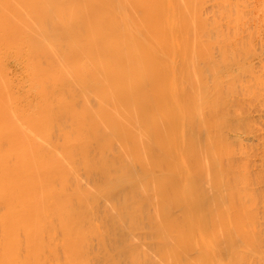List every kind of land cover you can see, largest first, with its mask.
Returning <instances> with one entry per match:
<instances>
[{"label": "bare ground", "instance_id": "6f19581e", "mask_svg": "<svg viewBox=\"0 0 264 264\" xmlns=\"http://www.w3.org/2000/svg\"><path fill=\"white\" fill-rule=\"evenodd\" d=\"M257 45L264 0H0V264H259Z\"/></svg>", "mask_w": 264, "mask_h": 264}, {"label": "rangeland", "instance_id": "374dc122", "mask_svg": "<svg viewBox=\"0 0 264 264\" xmlns=\"http://www.w3.org/2000/svg\"><path fill=\"white\" fill-rule=\"evenodd\" d=\"M259 47H260V45H259ZM258 47V45L256 46V48L255 49H252L253 51H251V52H253V54H251V52L247 55V56H245L244 58H243V62L245 63V64H251V63H254L256 60H257V58L259 57V56H261V54L262 53H264V46H262V47H260V49L259 50H257V48H259ZM256 51V52H255ZM261 51H262V53H261ZM259 53H261V54H259ZM254 56H256V57H254ZM262 56H264V54L262 55ZM262 57H259L258 58V60H260ZM250 59H252V61L250 62ZM256 59V60H255ZM245 60H246V62H245ZM254 61V62H253ZM248 62V63H247ZM257 62V61H256ZM233 67H234V69H233ZM235 68H236V70H235ZM228 70H229V73L230 72H235V71H237V67H235V65H230L229 67H228ZM247 117L246 118H248V122H254V120H255V126H257L256 128H257V130H259V131H257V133H258V135H257V133L255 132V126H253V130H252V127H251V131L253 132H250V123H249V125H247L248 126V128H247V126H246V131H245V129H244V127H243V131L244 132H241L239 135L241 136V137H243L244 136V138H242L241 139V142H243V143H245V144H251V143H254V142H256V143H254L253 145H255L256 144V146H254V149H252L253 150V152L252 153H255L254 151H261L259 148H260V145H261V147L264 145V140H263V138L264 137H262L263 136V134H261V133H264V125H262L261 123H263L264 124V108H260V106L259 107H255V109H254V111H252L251 113L249 112L247 115H246ZM253 120V121H249V120ZM260 123V124H259ZM251 124H253V123H251ZM263 128H262V127ZM259 127H261V128H259ZM263 129V130H262ZM240 131H241V129H240ZM231 132V131H230ZM233 132V131H232ZM231 132V133H232ZM229 133V138H231L232 137V135L234 134V133ZM260 133V134H259ZM252 134H254V135H256V137H254ZM260 135V136H259ZM246 136L248 137V138H246ZM251 137H252V139H251ZM259 137L261 138V140L259 139ZM250 138V139H249ZM259 139V140H258ZM248 141V142H247ZM260 141V142H259ZM247 142V143H246ZM263 142V143H262ZM247 144V145H248ZM252 145V144H251ZM251 145H250V147H251ZM249 146V145H248ZM255 147H257V148H255ZM253 148V147H252ZM261 149H263V151H262V153H261V155H263L264 156V146H263V148H261ZM257 152L256 154H257V156L259 155L260 156V152ZM255 154V155H256ZM254 155V154H253ZM257 156H254V157H252V158H254V160L256 161V159H257V162H258V164L256 163V165H258L259 167H260V165H259V162H261V160L263 159V157L262 156H260V157H262V159L260 158L259 159V156L257 157ZM257 157V158H256ZM260 160V161H259ZM264 160V159H263ZM262 160V162L264 163V161ZM261 162V163H262ZM263 163H262V165H263ZM257 166V167H258ZM256 167V168H257ZM258 167V168H259ZM257 168V169H258ZM261 168H263L262 166H261ZM261 168H259V169H261ZM262 170V169H261ZM264 171V170H263ZM259 172H261L260 170H259ZM263 173V172H262ZM252 177H254V175H252ZM261 179H262V177H260ZM259 179V178H258ZM264 179V178H263ZM260 180L261 181V185H262V183H263V181L264 180ZM258 184H260V182L259 183H257V186H258ZM264 185V184H263ZM255 187V186H254ZM258 192H259V190H258ZM259 198H260V196H259ZM260 200V199H259ZM261 201H262V199H261ZM260 204H256V205H252L253 206V208H252V211L253 210H255V208L258 206V205H262V203H263V201H262V203L260 202V201H258ZM260 207H262V206H260ZM258 209V208H257ZM262 209V211H263V208H260L259 209V211ZM258 211V212H259ZM257 212V211H256ZM261 212V211H260ZM262 213V212H261ZM261 213L259 214V213H257V214H259V217L261 216ZM263 214H264V212H263ZM257 216V219H258V215H256ZM264 217V216H263ZM263 217L261 218V219H263ZM260 219V220H261ZM264 221V220H263ZM263 221H260V224H262L263 223ZM256 222H257V220H256ZM262 222V223H261ZM259 223V222H258ZM263 225H264V223H263ZM262 225V226H263ZM259 226V225H258ZM262 226L260 225L259 227H261V229L262 230H264V226H263V228H262ZM260 229V228H259ZM260 251H261V253H263L264 254V245L260 248ZM259 255H260V253H259ZM260 258V259H259ZM257 259H259L260 260V263L259 264H264V255L263 256H261V257H257Z\"/></svg>", "mask_w": 264, "mask_h": 264}]
</instances>
